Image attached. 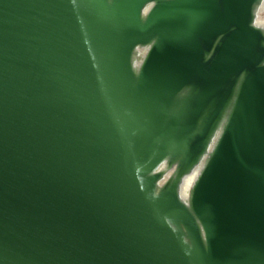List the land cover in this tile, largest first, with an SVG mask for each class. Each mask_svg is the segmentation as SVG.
I'll use <instances>...</instances> for the list:
<instances>
[{
  "label": "water",
  "instance_id": "95a60500",
  "mask_svg": "<svg viewBox=\"0 0 264 264\" xmlns=\"http://www.w3.org/2000/svg\"><path fill=\"white\" fill-rule=\"evenodd\" d=\"M0 264H264V0H0Z\"/></svg>",
  "mask_w": 264,
  "mask_h": 264
}]
</instances>
